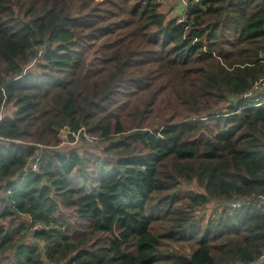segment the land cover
Instances as JSON below:
<instances>
[{
	"label": "trees",
	"instance_id": "1",
	"mask_svg": "<svg viewBox=\"0 0 264 264\" xmlns=\"http://www.w3.org/2000/svg\"><path fill=\"white\" fill-rule=\"evenodd\" d=\"M172 2L0 0V264H264V0Z\"/></svg>",
	"mask_w": 264,
	"mask_h": 264
},
{
	"label": "rangeland",
	"instance_id": "2",
	"mask_svg": "<svg viewBox=\"0 0 264 264\" xmlns=\"http://www.w3.org/2000/svg\"><path fill=\"white\" fill-rule=\"evenodd\" d=\"M184 2H186V0H183ZM173 3V4H172ZM170 4H165L163 6V10L164 12L168 15V18L173 19V18H181L180 16V11L183 10V6H178V0H173V2ZM183 15V14H182ZM257 89H259V86L257 87ZM13 111V107L9 106L7 108H5L2 112H1V117L5 116V115H10V113ZM84 135H76L73 137V139L69 136L68 131H63L61 134V138L63 139V144H61V146L59 147V151L62 152H67V151H76V152H80L82 154L85 153H98L100 154L102 152V147L100 144V141L95 138V137H91L90 135L86 134L85 132H83ZM191 188L188 186H183L181 189V192H186V191H190ZM216 205L211 204L208 209L204 210H200L198 212V215L202 218V220L204 219H208L209 216L212 214V212L215 210H217L218 212H220V210H218L217 208H215ZM174 248L178 249L181 253L188 255L191 253V251L193 250V247L189 244V243H182V244H177L173 246ZM264 261V258L262 260V262ZM261 262V263H262Z\"/></svg>",
	"mask_w": 264,
	"mask_h": 264
},
{
	"label": "built area",
	"instance_id": "3",
	"mask_svg": "<svg viewBox=\"0 0 264 264\" xmlns=\"http://www.w3.org/2000/svg\"><path fill=\"white\" fill-rule=\"evenodd\" d=\"M0 120H1V119H0ZM66 131H68V130H66ZM83 132H85V131H83ZM68 133H70V132L68 131ZM74 136H76V135H74ZM62 144H63V143H62ZM38 169H39V161H38V160H36L35 162H33V163L29 166V170H30V171L36 172V171H38ZM29 170H28V171H29ZM243 205H244L243 202H236V203L231 204V205L229 206V209H230V210L237 209V208L242 207Z\"/></svg>",
	"mask_w": 264,
	"mask_h": 264
}]
</instances>
